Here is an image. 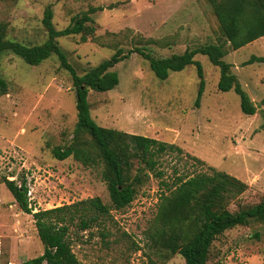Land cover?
<instances>
[{
	"label": "rangeland",
	"instance_id": "obj_1",
	"mask_svg": "<svg viewBox=\"0 0 264 264\" xmlns=\"http://www.w3.org/2000/svg\"><path fill=\"white\" fill-rule=\"evenodd\" d=\"M50 7L56 30L91 8L93 35L57 39L79 76L109 59L117 49L124 53L144 48L155 58L180 55L208 44L224 42L209 0H0V22L6 38L28 47L47 39L42 25ZM231 49V48H230ZM224 45L223 60L231 65L241 88L256 107L254 116L240 111L238 96L217 90L219 69L197 55L205 88L194 108L199 78L194 66L158 80L148 63L136 54L115 65L119 84L105 93L89 91L90 114L107 129L152 138L180 149L158 155L156 172L140 173L143 182L132 203L110 212L104 226L78 231L70 227L71 250L81 264H185L180 255H167L151 246L149 233L160 198L175 189L177 178L228 174L247 189L228 201L230 212L264 200V63L243 66L251 56H264V37L231 51ZM0 78L8 84L0 97V264H19L40 256L31 215L18 208L4 180L25 181L33 211L99 198L110 205L102 180L103 165L88 140L87 154L96 161L53 158L54 148L72 142L76 124L75 89L70 75L55 56L29 66L6 53L0 58ZM139 159L131 160L132 175ZM108 236L103 241L99 231ZM148 235V236H147ZM206 264H264V223L225 231L212 244Z\"/></svg>",
	"mask_w": 264,
	"mask_h": 264
},
{
	"label": "trees",
	"instance_id": "obj_2",
	"mask_svg": "<svg viewBox=\"0 0 264 264\" xmlns=\"http://www.w3.org/2000/svg\"><path fill=\"white\" fill-rule=\"evenodd\" d=\"M209 3L223 35V43L208 44L168 58H155L144 48H134L127 53L119 48L109 59L82 76L69 64L57 39L80 35V40L85 42L87 35L94 33L91 15L102 8H91L72 18L63 30H56L52 23V9L47 7L42 19L47 39L43 44L31 47L7 39L6 25L0 22V58L9 53L29 66H39L55 56L60 67L70 75L75 89L77 121L71 144L63 149L54 148L52 155L58 161L72 157L83 165H93L96 161L84 148L89 142L93 144L103 165L101 176L110 200V205H105L95 197L34 212L29 204L25 181L17 185L14 181L4 180L20 211L32 216L37 237L43 246L40 256L19 264H81L71 250L70 227L84 232L96 226H104L112 210L121 211L132 203L145 177L140 173L148 171L160 175L156 172L158 155L173 150L180 152L173 145L152 138L102 128L92 119L87 99L89 91L105 93L116 88L119 78L111 69L131 54L147 62L150 71L161 81L167 80L170 73L194 66L199 78L194 101L196 109L200 106L205 80L201 63L194 58L197 55L204 56L212 66L219 69L217 90L221 93L233 91L239 98L243 115L256 114V107L241 88L236 76L230 72L231 65L223 58L225 44H228L231 51H237L264 37V0H209ZM255 63H264V56H251L242 65ZM7 91V82L0 78V97L6 95ZM261 103L264 105V97ZM261 114L264 127V110ZM134 159H139V167L132 175L131 160ZM209 169L213 172L211 176L201 174L191 178L178 177L175 189L161 196L152 223L153 230L147 235L151 246L159 248L160 254L180 255L185 264H206L213 242L225 231L248 226L251 222L264 223V200L254 206L230 212L226 208L228 201L242 194L247 186L228 174ZM98 233L103 241L108 236L103 229Z\"/></svg>",
	"mask_w": 264,
	"mask_h": 264
},
{
	"label": "built area",
	"instance_id": "obj_3",
	"mask_svg": "<svg viewBox=\"0 0 264 264\" xmlns=\"http://www.w3.org/2000/svg\"><path fill=\"white\" fill-rule=\"evenodd\" d=\"M0 257H1V251H0Z\"/></svg>",
	"mask_w": 264,
	"mask_h": 264
}]
</instances>
